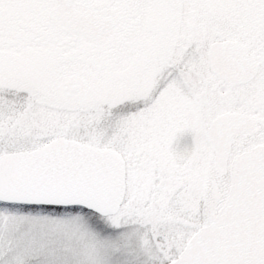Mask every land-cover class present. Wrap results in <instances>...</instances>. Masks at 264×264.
I'll return each instance as SVG.
<instances>
[{
  "label": "snow or ice",
  "instance_id": "snow-or-ice-1",
  "mask_svg": "<svg viewBox=\"0 0 264 264\" xmlns=\"http://www.w3.org/2000/svg\"><path fill=\"white\" fill-rule=\"evenodd\" d=\"M0 264H264V0H0Z\"/></svg>",
  "mask_w": 264,
  "mask_h": 264
}]
</instances>
